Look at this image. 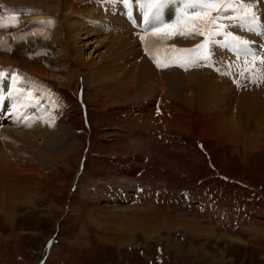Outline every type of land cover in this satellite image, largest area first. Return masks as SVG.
I'll list each match as a JSON object with an SVG mask.
<instances>
[{
	"label": "rangeland",
	"instance_id": "374dc122",
	"mask_svg": "<svg viewBox=\"0 0 264 264\" xmlns=\"http://www.w3.org/2000/svg\"><path fill=\"white\" fill-rule=\"evenodd\" d=\"M47 1L0 0V264H264V0Z\"/></svg>",
	"mask_w": 264,
	"mask_h": 264
},
{
	"label": "bare ground",
	"instance_id": "6f19581e",
	"mask_svg": "<svg viewBox=\"0 0 264 264\" xmlns=\"http://www.w3.org/2000/svg\"><path fill=\"white\" fill-rule=\"evenodd\" d=\"M52 2H54V1H56V0H51ZM11 2V1H10ZM13 2H15V3H26V2H28V3H31V4H33V5H35V6H37V7H39L40 6V8H42V6L43 7H45L47 10H53L54 12H56V11H58L59 10V8H57L56 7V9H54V5L52 6V4H51V2H48L47 0H13ZM118 4L119 3H121V6H118L120 9L119 10H122V12H123V14H124V16H123V20H119L120 21V23H121V25L122 26H128L129 27V29H130V25H132L133 27H138L137 25H139L138 24V20H137V18L136 17H134V15H133V13L134 12H136V10H135V8L137 9V11L139 12V13H141V16H140V27H144L143 26V23H146V21H148V20H146V18H148V16L150 15V9H151V3H149L148 5H147V9L145 8V5H146V3H144L142 6L140 5V7H135V6H130V0H119V2H117ZM132 4H134V2L132 3ZM173 4H175V2L173 3ZM177 4V3H176ZM33 5H32V7H30V8H33ZM159 6V2H156L155 3V6ZM0 6L1 7H4V8H6V9H9V11H10V14H11V16H15L16 14H20L21 16L24 14L25 15V17L27 16V14H26V12L22 9V8H20V7H15V6H10V5H8V7H10V8H7V6H6V4H5V6L2 4V2L0 3ZM136 6H138L137 4H136ZM22 7V6H21ZM174 7V6H173ZM36 9H38V8H36ZM35 9V10H36ZM145 9V11H143ZM119 10H117V11H119ZM190 10V9H189ZM116 11V12H117ZM100 13V12H99ZM113 13V16L112 17H115V15L117 14V13H114V12H112ZM38 14H39V12H38ZM118 15V14H117ZM160 15V14H159ZM162 15H164V14H162ZM21 16H19L18 17V19H20L19 21V23H20V25H21V28H20V30H26V29H23L24 28V26H25V24L24 23H22V19H21ZM39 18L41 17L40 15H37ZM34 17H35V15H34ZM34 17H31V18H28V20H32V18H34ZM37 17V18H38ZM111 18V16H107L106 18ZM152 17H157V16H153V15H151L150 16V18L149 19H151ZM196 17V16H195ZM42 18H47V16H45V17H42ZM117 18L118 19H120V16H117ZM165 19H167V16H165L164 17ZM161 19V21L163 22L161 25H160V23H159V26H161V28L164 26V23H167L166 21H164L165 19ZM170 20V22H169V29L167 30V32L169 31V33L168 34H164L163 32L161 33V31H160V28H158V29H156V30H154L153 31V33H155V32H157V35L158 36H155V35H153V34H150V36L147 38V40H146V43L145 44H147L148 45V41L149 42H151V41H156V42H158V44H160V42L157 40L158 39V37L159 36H161V37H163L164 39H166V40H169V41H171V40H173L174 41V43L173 44H175V45H179V36L181 35H183V31L181 32V26L182 25H186V23L185 22H183V23H179L177 20H176V18L174 19V17H172L171 19H169ZM143 22V23H142ZM175 22V23H174ZM177 23H179V24H177ZM35 26H38V27H44V23H33ZM60 24V23H59ZM149 24H150V22H149ZM71 25V24H70ZM32 26V25H31ZM48 28L50 27V26H47ZM61 27V26H60ZM146 27V26H145ZM157 28V27H156ZM184 28V27H183ZM46 29H43L42 31H45ZM50 30H51V28H50ZM70 30H71V28H70ZM69 30V31H70ZM183 30V29H182ZM160 31V32H159ZM159 32V33H158ZM166 32V33H167ZM70 34V33H69ZM71 38V37H70ZM129 39V38H128ZM165 40V41H166ZM164 40H162L161 42H163ZM172 41V42H173ZM73 42V41H72ZM127 42H130V39H129V41H127ZM172 42H171V44H172ZM153 43V42H152ZM151 43V44H152ZM177 43V44H176ZM72 44V43H71ZM251 44V43H250ZM229 45L231 46V48H233V47H235L236 45H234V44H230L229 43ZM229 45L227 46V47H229ZM251 45H257L258 46V44H257V42L255 41L254 43H252ZM260 45V44H259ZM230 48V47H229ZM242 48H239V52H238V56L239 57H243V55H244V53L242 52ZM150 54H151V52H150ZM223 54V53H222ZM152 55V57H155L156 56V54H154V53H152L151 54ZM150 55V56H151ZM249 55V54H248ZM253 56V55H252ZM77 59H78V56L76 57ZM142 58V57H141ZM138 65V66H137ZM161 65V64H160ZM137 66V67H136ZM134 67H136L135 69V82H142V83H144V84H150V79L152 78V74H153V72H152V70H151V68L149 67V65H148V63L146 62V60L143 58V61L141 60V62L138 60L137 62H136V65L134 66ZM173 69H174V67H173ZM141 70V71H140ZM175 70V69H174ZM133 71H134V69H133ZM177 71V70H176ZM136 74H137V76H136ZM176 74V73H175ZM173 75V74H172ZM177 75V74H176ZM180 75V74H179ZM179 75H177V76H179ZM177 76H174V78H169V79H172V81L173 82H175L174 80H176L178 77ZM147 77V78H146ZM144 78H146L147 80H148V82H145L146 80L144 79ZM167 78V77H166ZM224 78H225V76H224ZM141 79H143V80H141ZM179 79V78H178ZM178 79L176 80V81H178ZM107 80H108V78H107ZM165 81H167V79L165 80ZM176 83V82H175ZM187 83V82H186ZM198 83V82H197ZM158 82H155L154 84H152L151 86V88L149 89V91L150 92H154V89L158 86ZM184 85V84H183ZM188 85V84H187ZM160 88V86L158 87V89ZM162 88V87H161ZM160 88V89H161ZM163 89V88H162ZM208 92V91H207ZM208 94H209V92H208ZM255 94H256V92H255ZM211 95V94H210ZM258 95V94H257ZM190 96V95H189ZM242 96V95H241ZM253 98V97H252ZM260 98V97H259ZM261 99H262V97H261ZM33 100H35L34 98L32 99V102H33ZM244 100V99H243ZM245 100H246V98H245ZM258 100V99H257ZM240 102H241V100H240ZM242 102H245V101H242ZM241 102V103H242ZM258 103V102H257ZM240 104V103H239ZM250 105H252V104H250ZM240 106V105H239ZM243 108V107H242ZM14 109V108H13ZM258 109L259 110H263L264 109V106L263 107H258ZM239 110V109H238ZM256 110V109H255ZM259 110H257V112H259ZM245 111V110H244ZM250 111V110H249ZM16 112V111H15ZM253 113V112H252ZM19 115V114H18ZM255 115V114H254ZM253 115V116H254ZM247 115H245L244 117H246ZM8 119V118H7ZM240 121H241V119H240ZM240 125V124H239ZM234 127H236V126H234ZM5 129V128H4ZM7 129V128H6ZM13 129H15V128H13ZM237 129H239V128H237ZM43 130H44V128H43ZM16 131V130H15ZM19 132V131H18ZM21 132V131H20ZM7 133V132H6ZM14 133V132H13ZM26 133V132H25ZM20 134V133H19ZM3 135V134H2ZM41 135H43V134H41ZM46 136V135H45ZM6 139V138H5ZM10 139H13V138H10ZM25 139V138H24ZM33 140V139H32ZM30 143V142H29ZM32 143V142H31ZM1 146H2V144H0ZM6 146V145H5ZM3 149H4V147H2ZM7 148V147H6ZM1 149V148H0ZM1 152H2V150L0 151V156H1ZM2 154H3V152H2ZM4 155V154H3ZM8 165H9V167L11 168V169H14V168H16V167H14V166H12L10 163H8ZM17 169V168H16ZM23 172H25L24 170H23ZM27 172V171H26ZM33 172V171H32ZM31 172V173H32ZM15 187V186H14ZM15 189V188H14ZM12 192H13V190H12ZM13 194H15V192H13ZM19 198V197H18ZM7 214V213H6ZM9 215V214H8ZM6 216V215H5ZM212 255V254H211ZM222 255V254H221ZM221 258H223V257H221ZM212 261V260H211ZM210 261V262H211ZM231 261V260H230ZM221 262V261H220Z\"/></svg>",
	"mask_w": 264,
	"mask_h": 264
},
{
	"label": "crops",
	"instance_id": "0c3cea01",
	"mask_svg": "<svg viewBox=\"0 0 264 264\" xmlns=\"http://www.w3.org/2000/svg\"><path fill=\"white\" fill-rule=\"evenodd\" d=\"M229 179H232V178H229ZM230 182H231V181H230ZM239 211L244 212V206L240 207V208H239ZM245 213H246V212H245ZM0 214H2V213L0 212ZM241 216H245V214H244V215L241 214ZM2 234H3V233H2ZM1 237H2V236H1ZM249 238H250V237H249ZM236 239H237V238H236ZM236 239H235V241H237ZM255 239H256V238H255ZM255 239H254V240H255ZM233 241H234V240H233ZM233 241H232L231 243L237 244L235 241H234V242H233ZM229 243H230V242H229ZM225 244H226V240H225ZM238 244H239V246H242L240 243H238ZM238 244H237V245H238ZM226 246L229 247V248H231V246H230L229 244H228V245L226 244ZM196 259H197V258H196ZM205 263H206V262H205ZM206 264H207V263H206Z\"/></svg>",
	"mask_w": 264,
	"mask_h": 264
}]
</instances>
